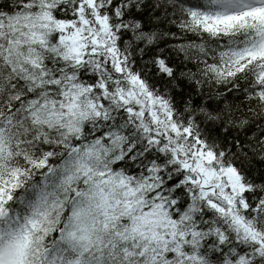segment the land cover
I'll list each match as a JSON object with an SVG mask.
<instances>
[{
  "label": "snow or ice",
  "instance_id": "obj_1",
  "mask_svg": "<svg viewBox=\"0 0 264 264\" xmlns=\"http://www.w3.org/2000/svg\"><path fill=\"white\" fill-rule=\"evenodd\" d=\"M0 264H264V0H0Z\"/></svg>",
  "mask_w": 264,
  "mask_h": 264
},
{
  "label": "trees",
  "instance_id": "obj_2",
  "mask_svg": "<svg viewBox=\"0 0 264 264\" xmlns=\"http://www.w3.org/2000/svg\"><path fill=\"white\" fill-rule=\"evenodd\" d=\"M241 93H236L234 95H230L229 99L232 100L234 103L236 104H244L247 103V101L243 100V99H237V96H240Z\"/></svg>",
  "mask_w": 264,
  "mask_h": 264
}]
</instances>
